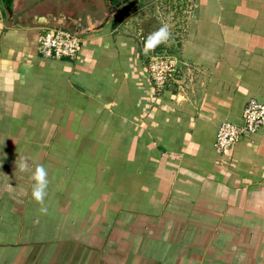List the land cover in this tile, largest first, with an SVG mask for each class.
<instances>
[{
    "label": "crops",
    "instance_id": "1",
    "mask_svg": "<svg viewBox=\"0 0 264 264\" xmlns=\"http://www.w3.org/2000/svg\"><path fill=\"white\" fill-rule=\"evenodd\" d=\"M162 2L0 0V264H264V130L214 148L264 103V0H174L185 84L157 93L145 40ZM57 22L82 38L73 60L37 53ZM41 155L47 213L16 170Z\"/></svg>",
    "mask_w": 264,
    "mask_h": 264
},
{
    "label": "built area",
    "instance_id": "2",
    "mask_svg": "<svg viewBox=\"0 0 264 264\" xmlns=\"http://www.w3.org/2000/svg\"><path fill=\"white\" fill-rule=\"evenodd\" d=\"M158 6L159 4L155 5ZM145 8L130 9L116 24L114 30L116 32L131 30L133 27L131 20ZM81 42L82 38L69 28L45 26L38 35L37 53L43 58L73 60L80 51ZM146 62L150 81L157 93L165 90L170 84L180 83L178 60L174 55L167 54L165 50L158 52L150 50L146 55ZM259 130H264V103L250 99L242 111L241 125L231 122L219 125L214 148L219 154H227L241 137L252 135Z\"/></svg>",
    "mask_w": 264,
    "mask_h": 264
},
{
    "label": "clouds",
    "instance_id": "3",
    "mask_svg": "<svg viewBox=\"0 0 264 264\" xmlns=\"http://www.w3.org/2000/svg\"><path fill=\"white\" fill-rule=\"evenodd\" d=\"M171 38V32L168 24L162 25L155 32L151 33L145 40V50H154L161 43H166ZM16 170L21 172L30 171V179L34 182L32 184L31 197L41 205V212L47 213V207L44 205L45 197L48 188V171L47 169L38 164L34 169H29L26 161L16 163Z\"/></svg>",
    "mask_w": 264,
    "mask_h": 264
},
{
    "label": "rangeland",
    "instance_id": "4",
    "mask_svg": "<svg viewBox=\"0 0 264 264\" xmlns=\"http://www.w3.org/2000/svg\"><path fill=\"white\" fill-rule=\"evenodd\" d=\"M174 0H170V2L168 3V4H164V2H162L163 3V11H162V9L160 8V9H158L157 11H159V12H162L160 15H161V19L163 20V25L164 24H167V23H169L168 25H171L172 23H174L175 22V15L177 14V11L175 12V9H174V5L173 4H171L172 2H173ZM161 5L159 4V6L158 7H160ZM165 7H168V8H165ZM155 8V7H154ZM128 11V10H127ZM152 11V10H151ZM164 12H166V15L168 16V19H165V16L163 15V13ZM127 15V14H126ZM160 15H159V17H160ZM148 19V18H147ZM152 19H154V18H152ZM165 19V20H164ZM151 20V19H150ZM161 20V21H162ZM161 21L158 23V20H154V23H158L159 25H160V27L162 26V24H161ZM153 23V22H152ZM170 27V26H169ZM174 27H175V25L173 24V27L171 28L170 27V31H172L171 32V38L168 40V42H166V43H162V44H160L159 45V47H158V49H160V50H165L166 51V53L167 54H172L169 50H172V47H171V43L174 41V40H176V37H175V35H176V33L174 32L173 33V29H174ZM130 31V30H129ZM171 40H173V41H171ZM171 41V42H170ZM157 49V50H158ZM174 56H175V58H176V55L174 54ZM178 60V59H177ZM179 81H180V87H182L184 84H185V81H184V78H183V74H182V76H181V74H179V79H178ZM44 143H46L47 142V138H42L41 139ZM45 155H41V158L42 157H44ZM43 162H42V164L41 165H44V164H47V159H46V156L44 157V160H42ZM107 165V167H110V165H111V160L106 164ZM77 171V170H76ZM78 172V171H77ZM74 176V175H73ZM113 188H115V190L117 189V187H113ZM112 187H110V186H107V187H103V190H104V192L105 193H107V191L108 192H111V190L113 189ZM93 191H96V189L98 190V189H101L100 187H92L91 188ZM126 189V187H120V191L121 192H124V191H126L125 190ZM41 248V247H40ZM45 249V248H44ZM44 249H40V251L41 252H43L44 251Z\"/></svg>",
    "mask_w": 264,
    "mask_h": 264
},
{
    "label": "water",
    "instance_id": "5",
    "mask_svg": "<svg viewBox=\"0 0 264 264\" xmlns=\"http://www.w3.org/2000/svg\"><path fill=\"white\" fill-rule=\"evenodd\" d=\"M41 20H43V19H41ZM57 24H58L60 27H63V25H62L61 23L57 22Z\"/></svg>",
    "mask_w": 264,
    "mask_h": 264
},
{
    "label": "flooded vegetation",
    "instance_id": "6",
    "mask_svg": "<svg viewBox=\"0 0 264 264\" xmlns=\"http://www.w3.org/2000/svg\"><path fill=\"white\" fill-rule=\"evenodd\" d=\"M119 1H124V0H119ZM109 11H111V9H109Z\"/></svg>",
    "mask_w": 264,
    "mask_h": 264
}]
</instances>
